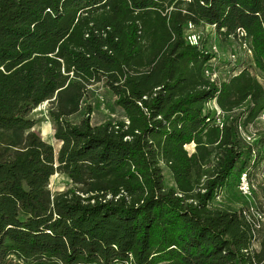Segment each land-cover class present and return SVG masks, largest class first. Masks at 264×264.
Returning <instances> with one entry per match:
<instances>
[{
	"label": "trees",
	"instance_id": "obj_1",
	"mask_svg": "<svg viewBox=\"0 0 264 264\" xmlns=\"http://www.w3.org/2000/svg\"><path fill=\"white\" fill-rule=\"evenodd\" d=\"M190 24L246 38L264 79V0H0V264H264L260 220L215 204L264 171V84L213 79ZM98 83L127 119L92 122ZM46 100L57 153L33 129Z\"/></svg>",
	"mask_w": 264,
	"mask_h": 264
},
{
	"label": "rangeland",
	"instance_id": "obj_2",
	"mask_svg": "<svg viewBox=\"0 0 264 264\" xmlns=\"http://www.w3.org/2000/svg\"><path fill=\"white\" fill-rule=\"evenodd\" d=\"M191 32H195L201 36L200 45H202L203 48L217 55V57L212 58L211 61L206 64V70L213 75V79L225 78L227 75L231 74L234 69L237 70L241 66H248L251 73L257 75L259 80L264 84V79L261 78L255 68L252 59V51L246 38L241 36L239 39H231L227 41L222 40L217 33L215 25L207 24L189 28L187 33ZM92 88L94 93L92 94L90 100H92L94 108L91 114L93 123L99 124L109 119H127L123 109L116 104L115 96L105 85L98 83L93 85ZM208 104L216 110V116L219 117L222 114L221 109L215 101H210ZM52 105L51 100H46L32 111V116L36 122L33 129L40 133L43 140L52 144L57 153L62 143L53 137L55 127L50 119L49 113ZM79 116L80 114L75 115L72 117V120L74 121L78 119ZM262 120L264 121V115ZM260 123L259 125L264 126V123ZM255 132L256 128L251 127L250 132L243 133L245 136L249 137L250 141H253L257 137ZM194 147V143L186 144L188 151L192 152ZM164 174L166 185L172 186L174 184L173 176L166 167L164 168ZM263 177L264 171H259L257 177L253 179V183L251 182L252 193L247 196L240 191L235 177L234 182L221 189L215 199V204L223 209L233 210L235 208H246L252 210L253 213H256L257 210L261 215L257 216L260 219L261 225H263V229L260 234L257 232L260 238L264 236V193L260 187V185L263 184ZM72 186L73 183L71 179L60 172L52 176L49 185L52 193L66 191ZM259 245V239L258 241L255 240L254 246L257 247Z\"/></svg>",
	"mask_w": 264,
	"mask_h": 264
},
{
	"label": "built area",
	"instance_id": "obj_3",
	"mask_svg": "<svg viewBox=\"0 0 264 264\" xmlns=\"http://www.w3.org/2000/svg\"><path fill=\"white\" fill-rule=\"evenodd\" d=\"M192 27H194V25L193 24H190L189 25V28H192ZM187 40L191 43V44H193V45H199V46H201L200 45V41H201V36L199 35V34H197V33H195V32H191V33H187ZM207 73H209V71H207ZM210 74V73H209ZM213 76V75H212ZM222 113V112H221ZM220 113V114H221ZM222 115L223 114H221L219 117H218V124H220L221 126H222ZM247 137V136H246ZM247 139L249 140V137H247ZM239 189H240V191L243 193V194H245L246 196L247 195H251V193H252V185H251V181H250V179H249V175H248V173H247V171H244L242 174H241V177H240V181H239ZM249 214V215H248ZM248 218H250V219H252V218H256L257 220H260L259 219V217L257 216V215H259V216H261L260 214H259V212L256 210V213H253L252 212V210H250V211H248ZM260 221L259 222H257V224H256V227H259L260 226Z\"/></svg>",
	"mask_w": 264,
	"mask_h": 264
}]
</instances>
